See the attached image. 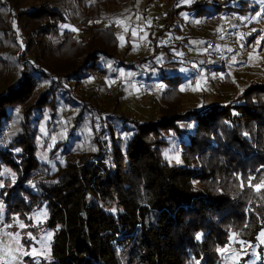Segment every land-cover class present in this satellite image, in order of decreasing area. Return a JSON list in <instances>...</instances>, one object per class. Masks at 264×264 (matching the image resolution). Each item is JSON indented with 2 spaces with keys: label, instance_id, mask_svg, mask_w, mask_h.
I'll use <instances>...</instances> for the list:
<instances>
[{
  "label": "trees",
  "instance_id": "obj_1",
  "mask_svg": "<svg viewBox=\"0 0 264 264\" xmlns=\"http://www.w3.org/2000/svg\"><path fill=\"white\" fill-rule=\"evenodd\" d=\"M2 1L11 7L26 51L20 63L15 60L21 73L17 82L0 94V169L13 174L11 181L3 177L0 198L7 219L15 214L25 219L43 207V226L53 231L51 256L26 258L23 264H219L218 249L230 236L254 240L264 225L263 80L248 83L228 102L217 98L189 111L179 106V80L171 77L158 100L156 120L140 124L127 115L109 118L105 124L120 120L126 138L114 139L117 131L108 125L100 128L98 133L108 135L106 158L84 165L96 157V146L95 153L78 159L84 163L75 166L71 156H63V167L55 164L52 170L35 154L37 124L62 104L78 106L79 116L86 108L90 116L101 111L97 93L94 97L87 89L91 100L76 90L84 79L107 76L106 64L118 59L114 34L97 24L112 0H71L77 12L68 0ZM240 1L235 11L243 13L247 1ZM200 7L208 12L204 4ZM211 10L234 11L222 3ZM64 17L76 19L87 37L78 40L72 32L59 31ZM119 65L133 69L135 61ZM214 71L228 78L221 69ZM8 124L13 128L4 134ZM178 124H191V132L180 144L182 166L174 167L160 159V137L183 133Z\"/></svg>",
  "mask_w": 264,
  "mask_h": 264
},
{
  "label": "rangeland",
  "instance_id": "obj_2",
  "mask_svg": "<svg viewBox=\"0 0 264 264\" xmlns=\"http://www.w3.org/2000/svg\"><path fill=\"white\" fill-rule=\"evenodd\" d=\"M30 1L36 4L41 0ZM68 1L77 12L73 2ZM239 1H110L107 7L108 12L97 20V24L99 29L108 30L114 34L118 44V59L116 62L106 64L109 67L107 76L98 75V78L84 79L76 90L78 95L91 100L92 97L88 96L87 89L90 88L93 91L94 97L97 93L102 100L101 111L90 116L89 108H86V113L79 116L78 106L62 104L54 113L43 114L37 124L38 135L33 142L38 159L53 170L55 164L63 167V156L64 159H69L67 157L71 156L69 160L78 166L84 163L82 159L79 163L78 159L89 152L95 153L96 146L99 147L96 157H90L84 165L88 167L94 164L101 155L106 158L105 152L108 151L105 145L108 146V144L104 145L103 140L108 135L106 131L98 133L99 129L104 130L108 125L117 131L114 139L119 137L123 141L126 134L119 128L120 120L114 122L117 117L127 115L140 124L156 120L158 100L165 91L166 80L171 77H174L172 80H179L175 85L180 95L179 106L182 110L189 111H198L216 102L217 98H221L219 103L228 102L232 97L240 95L248 83L264 81V0H241V3L247 1L243 13L235 11L240 6ZM215 3H222V8L233 9L234 12L226 10L233 19L227 20L225 11H216L215 14L220 16L221 23L214 25L211 31L205 29L202 34H197L195 28L205 12L200 5L204 4V7L211 12L212 5ZM9 9L11 7L0 0V32L4 31L7 35V37L0 36V94L17 82L21 73L18 74L19 68L15 60L18 58L19 62L26 51V44L23 43L17 20L9 14ZM169 12L172 18L166 19ZM64 18V22L58 25L59 31L72 32L74 38L78 40L87 37V33H82L76 27V19ZM250 23L255 24L257 30L249 43L246 61L239 66L231 62L235 72L226 73L228 78H224L221 74H214L213 82L209 83V78L200 65L202 45L209 33L215 34L217 47L221 46L224 51L232 53L235 50L238 27ZM253 32L250 31L251 36ZM143 58H148V61L141 63L136 61ZM27 61L30 63L31 57L27 56ZM134 61L133 69H125L124 66L119 65L123 62L127 66ZM113 65L114 72L118 74L123 88H120L118 82L110 75ZM131 79L135 82L131 83ZM113 99L117 100L115 109L112 108L115 101ZM78 117L81 120L72 128L70 124ZM109 118H114L115 124H105L110 121ZM13 125H6L4 134L7 131L9 134ZM125 126L128 125L123 124V127ZM178 126L183 133L174 136L168 132L160 137L163 143L159 153L160 159L163 163L174 167L182 166L180 144L186 143V135L191 132V124H178ZM96 136L98 142L97 145H93L92 140ZM5 174L10 181L13 179L12 172L5 168L0 169V190ZM82 184L86 186L88 182L82 181ZM3 206L0 198V264H6V262L23 264L26 258L48 259L51 256L53 231L43 226L47 218L46 210L43 207L35 209L26 215V220L16 214L9 215L7 219ZM34 230L35 232H32ZM218 252L219 264H264V225L256 232L254 240L243 241L230 236L228 243Z\"/></svg>",
  "mask_w": 264,
  "mask_h": 264
},
{
  "label": "built area",
  "instance_id": "obj_3",
  "mask_svg": "<svg viewBox=\"0 0 264 264\" xmlns=\"http://www.w3.org/2000/svg\"><path fill=\"white\" fill-rule=\"evenodd\" d=\"M238 1V0H236ZM229 12L225 13L227 20H232V15ZM216 23H221V18L217 14H209L204 16L201 24L195 28L197 34H202L204 30L211 31L212 26ZM255 24L250 23L248 25H241L238 27L237 36L235 39V50L232 53H228L223 48L217 47L218 43L214 33H209L206 41L202 45L203 53L200 57V65L203 67L205 75L209 78V83L213 82L212 76L215 73L214 68L221 69L224 73L235 72L234 66L231 62L235 63V66L246 61V57L249 53V43L251 41L250 31H256ZM220 45V44H219ZM112 78L118 82L119 87L123 88V85L119 81V76L114 72V65L110 70ZM135 80L131 79V83Z\"/></svg>",
  "mask_w": 264,
  "mask_h": 264
},
{
  "label": "crops",
  "instance_id": "obj_4",
  "mask_svg": "<svg viewBox=\"0 0 264 264\" xmlns=\"http://www.w3.org/2000/svg\"><path fill=\"white\" fill-rule=\"evenodd\" d=\"M233 12H234V11H233ZM224 13H226V11H225ZM209 14H215V13H212V12H209V11L206 12V13L204 12V13L202 14L201 18H200V23H199V25L201 24L202 19L204 18V16L209 15ZM216 24H217V23H216ZM216 24H214V25H216ZM199 25H198V26H199ZM214 25H213V26H214ZM198 26H197V27H198ZM213 26H212V29H211V30H213ZM223 27H225V25H223ZM255 32H256V31L253 32L252 36L250 35V38H252V37L255 35ZM249 34H250V32H249ZM202 52H203V49H202ZM214 74H215V73H214ZM214 74H213V75H214Z\"/></svg>",
  "mask_w": 264,
  "mask_h": 264
},
{
  "label": "snow or ice",
  "instance_id": "obj_5",
  "mask_svg": "<svg viewBox=\"0 0 264 264\" xmlns=\"http://www.w3.org/2000/svg\"><path fill=\"white\" fill-rule=\"evenodd\" d=\"M262 187H264V185H261ZM21 227H24V225H20ZM196 238L197 239H200L201 237H200V234H197V236H196ZM218 251H219V249H218ZM6 264H8V262H6Z\"/></svg>",
  "mask_w": 264,
  "mask_h": 264
}]
</instances>
